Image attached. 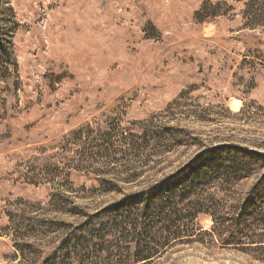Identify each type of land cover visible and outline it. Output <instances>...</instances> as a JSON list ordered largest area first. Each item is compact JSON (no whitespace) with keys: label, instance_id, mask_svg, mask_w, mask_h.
Wrapping results in <instances>:
<instances>
[{"label":"rangeland","instance_id":"rangeland-1","mask_svg":"<svg viewBox=\"0 0 264 264\" xmlns=\"http://www.w3.org/2000/svg\"><path fill=\"white\" fill-rule=\"evenodd\" d=\"M0 38V264H46L206 148L264 153V0H0ZM211 226L139 264H264L261 233ZM128 246L91 261L136 264Z\"/></svg>","mask_w":264,"mask_h":264},{"label":"trees","instance_id":"trees-1","mask_svg":"<svg viewBox=\"0 0 264 264\" xmlns=\"http://www.w3.org/2000/svg\"><path fill=\"white\" fill-rule=\"evenodd\" d=\"M263 170L264 153L227 142L211 146L148 190L97 209L53 252L33 250L31 254L45 259L46 264H94L92 255L97 257L113 248L121 250L129 244L139 264L161 254L172 242L189 240L203 231V219L212 222L207 234L215 238H220L222 229L236 228L241 235L261 233L264 244V174L240 206L232 207L237 208V214L218 213L226 208L241 182Z\"/></svg>","mask_w":264,"mask_h":264}]
</instances>
